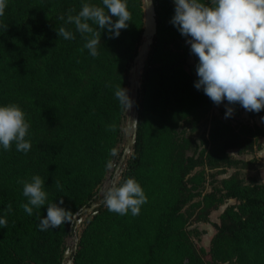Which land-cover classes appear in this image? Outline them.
I'll list each match as a JSON object with an SVG mask.
<instances>
[{
	"label": "trees",
	"instance_id": "16d2710c",
	"mask_svg": "<svg viewBox=\"0 0 264 264\" xmlns=\"http://www.w3.org/2000/svg\"><path fill=\"white\" fill-rule=\"evenodd\" d=\"M83 3L102 6V0H7L0 16V106L22 109L32 144L27 153L15 144L8 151L0 146V217L7 219L0 227V264H62L74 215L82 217L93 204L95 214L75 234L72 264H264V183L241 175L253 160L231 155L260 151L264 129L212 115L217 105L194 87L198 58L170 23L173 0H153L157 32L140 78L136 141L119 179L135 178L147 202L135 216L107 210L100 189L106 165L123 154L125 114L114 90L117 84L128 89L142 43L143 3L127 0L132 19L118 38L100 30L95 58L75 26L65 23L69 10L76 15ZM61 26L75 39L58 37ZM248 116L261 120L264 110ZM205 120L198 143L193 133ZM227 170L233 172L219 180ZM33 175L44 179L48 202L63 199L60 206L72 213L60 228L38 229L36 213L45 217L47 205L32 216L20 207L27 198L17 180ZM229 200L235 203L213 224L209 249L197 247L193 238L200 232L192 221L210 223V212Z\"/></svg>",
	"mask_w": 264,
	"mask_h": 264
},
{
	"label": "clouds",
	"instance_id": "9594fccd",
	"mask_svg": "<svg viewBox=\"0 0 264 264\" xmlns=\"http://www.w3.org/2000/svg\"><path fill=\"white\" fill-rule=\"evenodd\" d=\"M173 3L170 23L186 38L191 54L198 58L195 65L198 79L194 87L202 89L217 106L226 100L229 105L239 104L248 112L264 110V0H173ZM6 7L7 0H0V16L4 15ZM73 11L75 9L69 10L66 20L63 15L59 19L75 26L86 41L83 48L94 58L99 55L100 30L107 29L111 34L109 38H118L132 19L127 0H102V6L83 3L78 14H70ZM56 32L65 40L75 39L74 33L64 26ZM128 91L120 84L115 85L114 96L123 111L131 109L134 103ZM233 114L234 109L226 107L225 118ZM29 128L25 113L18 105L0 106V146L5 151L15 144L17 151L27 153L32 147L27 139ZM108 130L116 131V125L110 124ZM111 155L115 156L116 151L112 150ZM106 166L112 168L113 164L109 161ZM17 183L23 185L22 194L27 198L20 207L29 216L34 209L47 205L45 217H41L39 211L36 213L39 230L60 228L70 221L72 213L60 206L63 199L59 204L48 202L41 176L33 175L30 181L18 179ZM55 184L57 189H62L59 181ZM102 195L107 210L121 216L129 212L139 215L141 206L147 202L141 185L132 177L122 182L117 179ZM11 212L9 204L6 213ZM0 227H7L6 218L0 217Z\"/></svg>",
	"mask_w": 264,
	"mask_h": 264
},
{
	"label": "rangeland",
	"instance_id": "374dc122",
	"mask_svg": "<svg viewBox=\"0 0 264 264\" xmlns=\"http://www.w3.org/2000/svg\"><path fill=\"white\" fill-rule=\"evenodd\" d=\"M192 62V59L190 60ZM129 92V91H128ZM226 107H232L234 109V114L230 118H225V111ZM133 110H130L123 120V126H122V137L121 142L119 144V152L121 153L124 150V147L126 145V136H127V125L131 122ZM213 116H216L222 120L230 122L233 126H238L239 124H247L249 126H258L264 129V122H261L258 118H250L248 116V111H245L243 107H241L239 104L237 105H229V104H223L216 106V108L213 111ZM209 119V118H208ZM207 121H203L201 127L199 130H196L193 133L194 139L197 140L198 143H200V137L202 136V133L204 132ZM131 136H129L130 138ZM259 142L261 143L262 149L254 154H238L237 151H231V155L235 159H239L242 161H248L253 160L252 168L241 170V175L244 177V179L247 181L248 177H256L258 181H261L264 183V137H261L259 139ZM131 154V153H130ZM130 154L126 156V159L130 157ZM124 170V165L121 166V159L115 160L113 163V167L109 169L108 174L106 176V179L102 183L100 189L103 191L107 187L111 186V184L114 181H117V179H120V175ZM233 170H227V173L218 174L217 178L219 180L228 177ZM203 191H209V186L207 184L204 185ZM235 201L229 200L225 205L221 206L220 208L213 210L209 214V220L210 223H203V222H193L192 221V228H197L200 232L199 239L193 238L194 243L197 247H201L205 250L209 249V244L212 236L215 233L213 224L219 222V215L221 212L225 209V207L229 204H234ZM87 216H85V219ZM86 221V220H85ZM83 224L77 228L76 234L78 235L81 231ZM76 235L69 237L66 242V248L71 249L75 243Z\"/></svg>",
	"mask_w": 264,
	"mask_h": 264
},
{
	"label": "water",
	"instance_id": "95a60500",
	"mask_svg": "<svg viewBox=\"0 0 264 264\" xmlns=\"http://www.w3.org/2000/svg\"><path fill=\"white\" fill-rule=\"evenodd\" d=\"M143 3V31H142V43L138 48V52L136 57L133 60V66L130 69V75L128 80V95L133 100V106L131 109L125 110L124 114L126 115L130 110H133L131 122L127 125V136H126V145L123 150V154L121 156V166L124 165L126 160V156L128 154H132V149L134 147L136 141V131H137V120L138 113L136 112V105L139 95L140 88V78L144 71L146 61L149 55L150 48L153 44L154 38L157 32V24H156V12L153 0H142ZM123 126V122H122ZM129 136H131L129 138ZM130 154V155H131ZM128 159V158H127ZM96 205L93 204L90 207L84 209L82 213V217L79 218L80 213H76L72 219V223L74 224L70 226L69 234L75 236L77 228L84 224L85 220H90L91 217L95 214L92 213L95 209ZM85 216L87 218L85 219ZM78 242L77 239L71 250L67 248L63 254L62 264H72L71 253H75L77 250Z\"/></svg>",
	"mask_w": 264,
	"mask_h": 264
},
{
	"label": "crops",
	"instance_id": "0c3cea01",
	"mask_svg": "<svg viewBox=\"0 0 264 264\" xmlns=\"http://www.w3.org/2000/svg\"><path fill=\"white\" fill-rule=\"evenodd\" d=\"M191 60V58H189V61ZM191 62V61H190Z\"/></svg>",
	"mask_w": 264,
	"mask_h": 264
}]
</instances>
